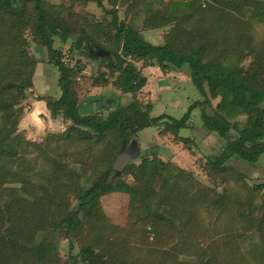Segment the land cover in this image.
<instances>
[{"label":"trees","instance_id":"trees-1","mask_svg":"<svg viewBox=\"0 0 264 264\" xmlns=\"http://www.w3.org/2000/svg\"><path fill=\"white\" fill-rule=\"evenodd\" d=\"M73 2H96L103 8L105 18L97 20L89 13H79L66 0L58 4L48 0H0V264H61L54 245L55 232L59 230L69 238V249L74 239L85 238L90 232L78 259L70 257L73 264H165L162 257L158 262H137L130 254L128 240L134 236L141 241L138 245L149 251L154 248V223L174 227L176 212L186 219L179 238L181 246L175 254L192 259L181 263L176 258L171 264H223L222 257L236 255L237 264H264V206L255 218L250 210L256 192L264 188V178L237 194L233 205L225 203L230 196L224 193L213 198V204L222 205L212 225L216 235H211V245L204 247L196 236L207 231L195 216L198 207L209 202V190H193L182 167L157 157H143L138 165L129 163L121 172L132 173L136 168L140 189L119 177L111 180L115 176L111 163L120 148L144 128L162 122L164 131H170L176 142H189L178 132L190 127L187 121L195 108L199 109L202 128L223 142L217 153L207 157V165L223 180L228 174L247 178L230 162L253 165L264 156V0H106L108 8L101 0ZM125 4L130 10L128 21L118 17L117 8ZM137 12H142L139 20L134 19ZM164 26L170 27L160 44L150 43L141 34L142 28ZM256 28L262 33L258 39ZM26 30L30 40L46 48L48 62L59 72L60 96L40 99L52 117L59 116L67 122L63 131L48 133L42 141L26 138L18 127L21 108L17 105L25 99V90L32 87L37 63L29 54ZM55 37L62 43L71 39V52L76 50L92 60L97 58L89 54L91 44L111 53L113 59L106 57L109 73L118 72L113 84L125 93L146 82L135 61L143 67L157 65L165 70L186 66L201 99L189 105L180 118L164 114L152 117L151 104L142 105L135 99L123 105L117 103L107 114H82L75 87L79 69L63 60L62 50L53 46ZM247 56L252 57L251 61L241 65ZM95 82L106 84L104 73L101 82ZM216 97L220 100L213 107L210 98ZM232 112L244 115V122L232 119ZM109 137L111 140L101 151L100 144ZM72 147L75 152L85 148L87 153L79 170L51 159L59 149L75 155ZM95 156H100L98 164L102 169L91 179L85 178L87 187L78 185L91 164L87 161ZM46 166L51 169L49 174ZM32 174L38 183L31 182ZM69 186L73 187L75 199L71 208L63 196ZM113 191L129 196L128 215L144 216L142 225L137 222L124 228L111 224L101 213L97 215L99 198ZM236 219L256 232L247 258L237 245L239 233L234 232L233 225ZM106 229L122 235L118 239L104 236ZM216 236L217 245L213 244ZM101 240L104 243L99 245ZM157 249L160 251V246Z\"/></svg>","mask_w":264,"mask_h":264},{"label":"rangeland","instance_id":"rangeland-1","mask_svg":"<svg viewBox=\"0 0 264 264\" xmlns=\"http://www.w3.org/2000/svg\"><path fill=\"white\" fill-rule=\"evenodd\" d=\"M51 3L58 4L63 3L65 0H48ZM103 6L108 8L106 0H101ZM163 2H168V0H162ZM66 2L71 5L74 4V8L79 13H89L93 15L97 20H102L105 18V13L102 7L98 6L96 2H89L85 5L80 3H74L73 0H66ZM118 17L121 20L128 21L130 16V10L125 4L124 6H119L117 8ZM142 18V12H137L134 16V19L139 20ZM109 19V16L106 18ZM170 26L159 27L155 29H141V34L144 39L148 40L152 44H160L163 41V36L166 33ZM257 29V28H256ZM258 35L256 39L260 38L259 35L262 33L257 29ZM25 36L27 40H30V35L28 36V31H25ZM71 39L67 43H62L58 37L54 38V47L61 49L63 53V60L71 65L76 71L75 77V87L78 94V99L80 101V112L82 114H89L93 112H98L101 114H107L108 111L114 108L117 103L127 104L131 100L135 99L140 102L142 105L151 104V110L149 115L152 117L159 116L161 114L167 115L173 118H180L188 109L195 100L201 99V96L193 83L191 82L188 70L186 66H181L179 68L171 69H162L157 65L150 66H141L140 61H135L136 68L140 69L146 77V82L143 87L136 89L131 92H122L118 87L113 84V81L116 79L118 72L114 74L109 73L108 60L106 57L114 58L113 55L107 52V56H95L97 59H90L78 51L74 50L71 52L69 46L71 44ZM29 54L37 60L34 75L32 76V87L25 90V99H23L18 105L21 108V116L18 123L19 124L22 118L27 113V98L33 97V93L37 94V98H53L56 99L60 96L61 90L58 86V77L59 72L57 68L48 62L47 50L45 47L37 45L35 42L30 40L28 46ZM90 52V48H89ZM90 54V53H89ZM91 55V54H90ZM252 57L247 56L244 58L240 64L247 66L251 61ZM38 64V65H37ZM147 68V70H144ZM177 69V71L175 70ZM173 70V71H172ZM176 71V72H174ZM181 72V73H180ZM104 75L107 78L106 84H95V79L98 83L101 82V75ZM264 79V76L262 77ZM220 98H210L211 105L213 107L219 102ZM50 114V113H49ZM232 119H238L240 122H244L245 116L239 115L234 112L231 113ZM52 117V116H50ZM52 118H61L59 116ZM62 119V118H61ZM64 126L62 130L53 131L45 130V132L34 141H42L43 138L48 133H57L63 131L66 128L67 122L62 119ZM190 127L182 128L179 130L178 134L180 137L188 138L189 142L186 144L184 142H176V139L173 137V134L170 131H164V125L160 122L156 126H150L139 131L135 137L139 145L140 153L139 156L133 160L135 165H138L141 161V158H153L172 163L182 167L186 175V179L190 180L193 184V190L198 188H207L209 190L210 200L205 202L204 205H200L196 212L195 221H198V224L203 226L206 230V234L197 233V242L203 246L211 245V235L215 236L216 233L213 232V221L218 217L217 211L221 205H215L211 201L217 196L221 197V194H226L230 196L229 202H225L228 206L233 205L231 203L237 194H242L246 187L250 188L254 184L261 182L264 178V156L259 159V161L253 165H247L238 160H232L230 162L231 167H233L237 172L247 175L246 179H241L237 175H227V178L223 180L219 174L214 173L209 165H207V157L211 154H215L220 150L222 141L214 134L207 133L201 126V119L199 109L195 108L191 112L190 119L187 121ZM69 123V122H68ZM26 127V125L24 126ZM20 130V129H19ZM23 131V130H22ZM53 131V132H52ZM24 135L27 138V133ZM30 139V138H28ZM31 140V139H30ZM111 140V137L103 143L100 144V149ZM87 149V148H86ZM73 150V147L70 148ZM75 155L70 153H63L62 149H59L55 154H51V159H59L61 163L69 166L74 170H79L82 168V161L87 157L85 148H81L80 152H75ZM35 153L32 154V156ZM100 156H95L91 161V164L86 167L83 176L78 180V185H83L87 187L89 182L85 178L91 179L96 172L102 169V164L98 160ZM175 159V162H173ZM50 163V160H49ZM46 163L47 165H50ZM45 172L49 174L51 169H48L46 166ZM134 172L131 173V170L124 171L119 176L113 175L111 180L116 178H121L127 181V183L134 185L137 189H140L141 180H137L135 175L137 169H133ZM115 174V173H114ZM32 183H38L36 175L32 174L30 177ZM240 179V180H239ZM76 183V181H73ZM77 184V183H76ZM73 187L69 186L64 189L63 196L66 198L64 202L68 208H71L75 204V199L73 195ZM128 204L129 196L122 192H109L102 195L99 198L98 212L101 213L111 224L117 225L120 227H131L133 224L139 222L141 225L143 222L142 219L144 216L141 214L136 215L134 218L129 217L128 215ZM264 204V188L257 191L250 210L253 214V217L260 215ZM166 213V212H164ZM96 217V216H95ZM174 219V227L170 225L159 222V225H154L155 237L152 241V246L154 248L149 249L145 246L138 245L139 239L134 238V236L129 237V242L131 243V256L136 259L145 261L147 263L158 262L165 258V264H171L176 258L179 262L185 263L184 261H190L192 257L185 256V254L175 253L180 248V236L183 235V219L180 216L179 212H176ZM234 232L238 230L239 237L238 246L240 253L247 258L249 252H247L252 245L251 240L256 235V232L253 228H246L241 220L236 219L234 222ZM159 226V227H157ZM206 226V228H205ZM96 229H94L95 231ZM108 229L105 231L107 232ZM219 230V229H217ZM94 231H91L93 233ZM90 233V232H89ZM88 233V234H89ZM87 234V238L90 239V236ZM109 235V237L119 238L122 233H109L107 232L104 236ZM86 237L82 239L73 240V248L69 249L70 240L65 235L64 231H56L54 245L57 249V257L61 264H73L70 261V257H77L83 243L86 241ZM153 236L150 235V240ZM205 237V239H203ZM219 236L213 238V244L217 245ZM149 240V241H150ZM148 241V242H149ZM202 241V242H201ZM141 242V241H140ZM104 240H101L99 245H102ZM209 243V244H208ZM160 246V251L164 252L163 254L157 249ZM156 249V250H155ZM155 250V251H154ZM111 251V248H110ZM238 257L233 256L231 258H221L223 264H237ZM76 264H81L77 262Z\"/></svg>","mask_w":264,"mask_h":264},{"label":"crops","instance_id":"crops-1","mask_svg":"<svg viewBox=\"0 0 264 264\" xmlns=\"http://www.w3.org/2000/svg\"><path fill=\"white\" fill-rule=\"evenodd\" d=\"M144 70H147V68ZM175 70L177 71V69ZM36 71L37 70H35V75ZM36 96L37 94L33 93V97L27 98V113L19 124V129L25 131V134L27 133V138L31 140L39 138L45 130L59 131L62 130V126H64L61 118L50 117L51 115L49 114L45 101ZM25 125L26 127H24ZM173 162H175V159H173Z\"/></svg>","mask_w":264,"mask_h":264},{"label":"water","instance_id":"water-1","mask_svg":"<svg viewBox=\"0 0 264 264\" xmlns=\"http://www.w3.org/2000/svg\"><path fill=\"white\" fill-rule=\"evenodd\" d=\"M89 53L98 57L107 56L108 54L107 51L101 49L95 44L90 45ZM139 153L140 149L136 139H132L131 141L124 143L111 163V170L115 173V175L119 176L123 169L139 156Z\"/></svg>","mask_w":264,"mask_h":264}]
</instances>
